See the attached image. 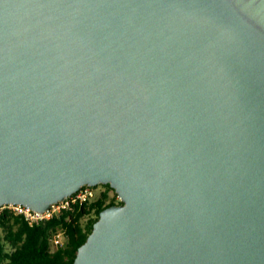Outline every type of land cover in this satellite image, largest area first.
<instances>
[{
  "label": "water",
  "instance_id": "water-1",
  "mask_svg": "<svg viewBox=\"0 0 264 264\" xmlns=\"http://www.w3.org/2000/svg\"><path fill=\"white\" fill-rule=\"evenodd\" d=\"M98 185L75 264H264V0H0V208Z\"/></svg>",
  "mask_w": 264,
  "mask_h": 264
},
{
  "label": "trees",
  "instance_id": "trees-1",
  "mask_svg": "<svg viewBox=\"0 0 264 264\" xmlns=\"http://www.w3.org/2000/svg\"><path fill=\"white\" fill-rule=\"evenodd\" d=\"M100 188L94 199L53 219L31 227L22 217L6 211L0 215V264H75L79 248L93 231L100 213L121 204L110 185ZM62 233L63 243L52 250L50 239Z\"/></svg>",
  "mask_w": 264,
  "mask_h": 264
},
{
  "label": "built area",
  "instance_id": "built-area-1",
  "mask_svg": "<svg viewBox=\"0 0 264 264\" xmlns=\"http://www.w3.org/2000/svg\"><path fill=\"white\" fill-rule=\"evenodd\" d=\"M99 188L92 186H84L77 193L60 201L56 204L51 205V207L45 212H37L29 207L23 205H4L0 208V215L6 211L13 213L16 216L22 217L31 227L44 223L53 219L63 210H71L76 205H82L88 203L95 198ZM52 250H55L64 241V236L62 233L54 235L51 239Z\"/></svg>",
  "mask_w": 264,
  "mask_h": 264
},
{
  "label": "rangeland",
  "instance_id": "rangeland-1",
  "mask_svg": "<svg viewBox=\"0 0 264 264\" xmlns=\"http://www.w3.org/2000/svg\"><path fill=\"white\" fill-rule=\"evenodd\" d=\"M99 190H100V188H99Z\"/></svg>",
  "mask_w": 264,
  "mask_h": 264
}]
</instances>
